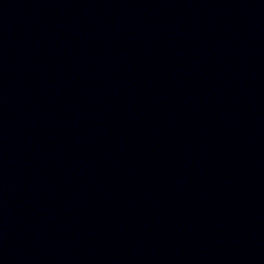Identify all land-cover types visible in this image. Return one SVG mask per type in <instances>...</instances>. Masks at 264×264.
Listing matches in <instances>:
<instances>
[{"label": "water", "instance_id": "95a60500", "mask_svg": "<svg viewBox=\"0 0 264 264\" xmlns=\"http://www.w3.org/2000/svg\"><path fill=\"white\" fill-rule=\"evenodd\" d=\"M0 264H264V0H0Z\"/></svg>", "mask_w": 264, "mask_h": 264}]
</instances>
